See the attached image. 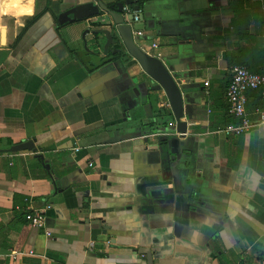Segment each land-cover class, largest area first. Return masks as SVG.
I'll use <instances>...</instances> for the list:
<instances>
[{
    "label": "crops",
    "instance_id": "obj_1",
    "mask_svg": "<svg viewBox=\"0 0 264 264\" xmlns=\"http://www.w3.org/2000/svg\"><path fill=\"white\" fill-rule=\"evenodd\" d=\"M78 1L0 16V264H148L141 247L150 264H264V129L214 131L229 56L245 46L264 74V0H141L135 43L180 81L179 135L163 89L93 41L100 16L57 23ZM45 205L49 235L24 219Z\"/></svg>",
    "mask_w": 264,
    "mask_h": 264
},
{
    "label": "water",
    "instance_id": "obj_2",
    "mask_svg": "<svg viewBox=\"0 0 264 264\" xmlns=\"http://www.w3.org/2000/svg\"><path fill=\"white\" fill-rule=\"evenodd\" d=\"M143 4L144 1L141 0L78 1L68 7L60 8L55 19L57 23L61 24L66 21L100 16V19H97V23H100L101 27L89 30L93 34V41L96 42L98 37L103 35V49H106L109 44H114L116 47L111 49L112 53L123 50L127 56L137 63L142 72L163 89L173 120L175 121L174 129L176 132L183 133L185 131V122L181 119L183 111L179 79L175 77V72L171 65L165 64L160 58L146 52L135 43L139 35L134 34L132 26L142 19L141 6ZM135 15L136 19L133 18ZM172 129L173 127H170V130ZM25 146L29 145L21 143L16 148ZM137 251L150 264L151 256L149 250L141 247Z\"/></svg>",
    "mask_w": 264,
    "mask_h": 264
},
{
    "label": "built area",
    "instance_id": "obj_3",
    "mask_svg": "<svg viewBox=\"0 0 264 264\" xmlns=\"http://www.w3.org/2000/svg\"><path fill=\"white\" fill-rule=\"evenodd\" d=\"M136 19V15L133 17ZM135 35H140V31H134ZM152 47L156 44L152 43ZM158 56V53L156 54ZM155 55V56H156ZM204 85L207 81L203 82ZM259 89L260 105L252 110V117L245 111L246 92L248 90ZM224 98L226 101V112L236 117V122L226 123L217 127L214 131L221 132L226 135H238L242 132L259 128L264 129V74L249 71L244 65L232 64L229 67V78L224 90ZM167 125L173 127L170 132L179 135L174 129L175 121H168ZM77 147H74L76 150ZM88 165H91L88 162ZM48 205L27 211L24 219L37 228L44 229V212ZM44 234L49 235V231L44 229Z\"/></svg>",
    "mask_w": 264,
    "mask_h": 264
},
{
    "label": "trees",
    "instance_id": "obj_4",
    "mask_svg": "<svg viewBox=\"0 0 264 264\" xmlns=\"http://www.w3.org/2000/svg\"><path fill=\"white\" fill-rule=\"evenodd\" d=\"M96 24V23H94ZM248 50H246L245 46H241L239 48L236 49L235 51V58H233V56H229L227 63L231 66L232 64H241L244 65L249 71H257L258 68H255L254 63H250V59L249 56L247 54ZM250 51V50H249ZM256 90V92L254 91ZM251 94L254 96L255 101H254V105L255 104H261V101L259 99V89H253L251 90ZM161 111H159L160 113ZM230 115V119L227 121L228 123H234L236 122V118Z\"/></svg>",
    "mask_w": 264,
    "mask_h": 264
},
{
    "label": "clouds",
    "instance_id": "obj_5",
    "mask_svg": "<svg viewBox=\"0 0 264 264\" xmlns=\"http://www.w3.org/2000/svg\"><path fill=\"white\" fill-rule=\"evenodd\" d=\"M22 0H0V16L7 15V10L14 7H19ZM27 10L22 15L31 16L35 13V0H26ZM19 25L23 26V21L19 22Z\"/></svg>",
    "mask_w": 264,
    "mask_h": 264
}]
</instances>
